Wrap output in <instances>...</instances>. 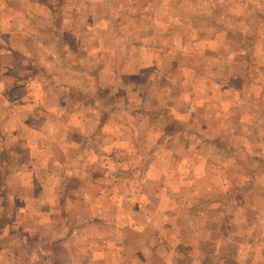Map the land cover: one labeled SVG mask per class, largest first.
I'll return each mask as SVG.
<instances>
[{
    "label": "rangeland",
    "instance_id": "obj_1",
    "mask_svg": "<svg viewBox=\"0 0 264 264\" xmlns=\"http://www.w3.org/2000/svg\"><path fill=\"white\" fill-rule=\"evenodd\" d=\"M86 169L129 264H264V0H0V230Z\"/></svg>",
    "mask_w": 264,
    "mask_h": 264
},
{
    "label": "crops",
    "instance_id": "obj_2",
    "mask_svg": "<svg viewBox=\"0 0 264 264\" xmlns=\"http://www.w3.org/2000/svg\"><path fill=\"white\" fill-rule=\"evenodd\" d=\"M88 170L77 172V177L81 180L77 184L78 193L74 196H69V190L77 186H72L70 181L67 182L64 179L58 183L56 191L53 187L47 188L51 190V195L55 191L61 197L63 209L60 217L48 213L55 212L54 206L57 204L47 200L48 197L41 203H33L38 198L35 197L30 205L33 207L37 204L36 207H41V210L31 214V217L35 215L32 219L35 218L37 222H41L38 228L21 231L19 228L13 229L10 226L7 228L8 232L0 230V264L130 263L126 254H133V251L125 253V257H119V250L125 247L121 246L123 242L135 237L134 234L139 238L144 232L143 226L134 227L135 221L128 215L118 216L117 200L110 199L108 206L111 212L100 213L101 201H97L100 191L93 194L91 198L87 196L91 179ZM26 183L20 187L29 194L28 191L32 192L35 187L32 181ZM23 186L30 189L27 190ZM111 196L108 197L112 198ZM138 224L140 223H136ZM59 225H61L60 230L57 228ZM127 249L130 250L128 247Z\"/></svg>",
    "mask_w": 264,
    "mask_h": 264
}]
</instances>
